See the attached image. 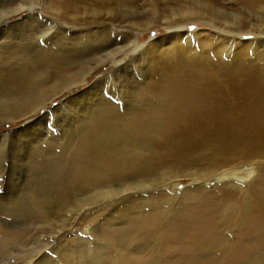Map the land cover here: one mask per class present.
Listing matches in <instances>:
<instances>
[{"label": "rangeland", "instance_id": "374dc122", "mask_svg": "<svg viewBox=\"0 0 264 264\" xmlns=\"http://www.w3.org/2000/svg\"><path fill=\"white\" fill-rule=\"evenodd\" d=\"M70 1L0 0V108L48 100L0 119V264H264V124L164 93L198 82L246 106L264 88V27L235 40L236 22L194 20L190 3ZM24 75L35 87L15 91Z\"/></svg>", "mask_w": 264, "mask_h": 264}, {"label": "bare ground", "instance_id": "6f19581e", "mask_svg": "<svg viewBox=\"0 0 264 264\" xmlns=\"http://www.w3.org/2000/svg\"><path fill=\"white\" fill-rule=\"evenodd\" d=\"M93 1L98 2L102 8L108 9L112 15H114L115 12L117 14L120 13L121 7L124 6V4H125V2L122 0H93ZM152 1H154L155 5L158 3V0H152ZM169 1L176 3V5H178L180 3H184V4L190 3V5H185L186 12L184 15L193 16V17H195L194 20H197V21H201V19H206V18H210L213 20H219L220 18L233 20L232 25L235 24L234 22L237 23V25H234L236 27L235 33L231 35L235 40L237 38H239L241 35L249 36L251 34L258 33L260 28L264 27V14H263V12H264V0H236V2L234 0L235 3L238 2L243 7H245V10H248V13L245 11L246 15L249 14L247 16H253V17L257 18L258 24H252V27H250V28L248 27L246 22H244L248 18L247 16H245L243 14L244 11H242V10H244V9H241L242 12L238 11L235 9L236 7L238 8V6H236L234 8V4L231 5L230 8H227L226 6L224 7L223 4L220 3L219 0H169ZM70 3H71L70 0H65V6L66 7H69V6L72 7L73 5L72 4L70 5ZM133 14L136 15L137 13L132 11V15ZM227 23H231V22L227 21ZM113 30H115V29H113ZM255 30H256V32H255ZM196 36L194 34H190V37H192V38H194ZM119 37H121V36L119 35ZM96 41H95V43H96ZM113 41H116V40H113ZM129 41H130V39H129ZM130 43H131V45L136 46L135 40L132 39V41ZM115 44L117 45V43H115ZM118 44H120V43H118ZM153 44H154L153 42L150 43V48L147 51L152 50ZM112 46H114V45H112ZM125 46L126 45H124V47H122V48H117V46H116L115 49L110 50L108 52H105V54H101L100 55L101 57H98L96 59L94 58L95 60H93L91 63H88L86 65L85 70H87V71L82 75V78L79 81V83L83 82L88 76H90V74H92L93 71H95L97 67H99L100 65H103L104 63L108 62L109 60L115 58L120 52L123 53L122 51L124 49L130 48V46H127V48ZM137 48H138V46L135 47V49H137ZM157 48L158 47L155 44L153 49L156 50ZM99 49H100V47H99ZM94 50H96V49H94ZM106 50H108V49H106ZM66 51L68 52V50H66ZM89 51H91V50H89ZM82 54H80V57ZM97 54H98V51H97ZM77 57H78V55H77ZM86 57H88V56H86ZM89 58L90 57H88V59ZM67 59H69V58H67ZM111 73L109 75H111ZM31 78L32 77H28L25 75L23 77H21L15 85V91H17V90L24 91V90L33 89L36 85V82ZM169 85H170V83H169ZM202 86L203 85L198 83V82H193L189 86H186L184 83H179V86H178L179 91L178 92L176 89L177 86L167 87L166 88L167 91H164L165 100L167 101L166 103H173L174 102L172 100L173 97L175 98L176 94L178 96V93H182L180 95V97L186 96V98H189L188 100H186L183 103L184 104L183 109L185 110L184 112H188V113L191 112V114L193 113V115L204 114V115H209V116L216 115V117H218V116L226 117V115L231 114V112L236 111V110H240L242 112L243 116L248 117V120H250L249 121L250 123H252V124H264V88L259 86L258 83L252 82V86L249 89L245 88V93L240 96V101L246 103V106H244L242 108L238 107L234 103L228 104L229 103L228 101H224L226 97L223 100L220 97V93H216L214 91V90H216V88H214L211 91V87H204L203 88ZM71 87H72L71 85L67 86L66 89H69L68 91H71V89H70ZM56 89H57V87L54 88L55 91H56ZM186 94H188V95H186ZM170 100H172L173 102H169ZM47 101L48 100H46L45 98H41V97L29 98V99L23 98V99H18L15 101L13 100V102H12V100H10L11 103L8 102L7 105H4L0 108V116H1L0 119L5 122V121L15 120L16 118L24 117V116H26V112H29V114H30V112L37 111L38 109L42 108ZM2 103H3V101H2ZM180 111H182V110H180ZM91 121H92L91 123H95V121L98 122V121H100V119H99V117L96 118V116H94V117H92ZM4 135L9 136L10 133L7 132ZM10 136H12V135H10ZM13 139H14V137H13ZM181 148H182V152H183L182 156H184L185 153L193 150L194 146L193 145H187V146L181 147Z\"/></svg>", "mask_w": 264, "mask_h": 264}]
</instances>
